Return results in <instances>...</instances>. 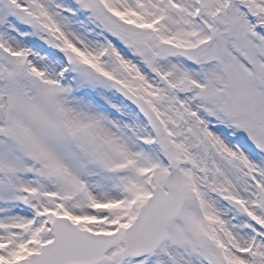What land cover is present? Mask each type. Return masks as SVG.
Returning a JSON list of instances; mask_svg holds the SVG:
<instances>
[{
	"label": "snow or ice",
	"instance_id": "1",
	"mask_svg": "<svg viewBox=\"0 0 264 264\" xmlns=\"http://www.w3.org/2000/svg\"><path fill=\"white\" fill-rule=\"evenodd\" d=\"M0 264H264V0H0Z\"/></svg>",
	"mask_w": 264,
	"mask_h": 264
}]
</instances>
